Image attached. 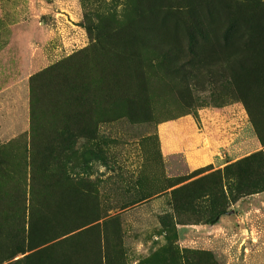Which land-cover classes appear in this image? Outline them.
<instances>
[{
  "label": "rangeland",
  "instance_id": "374dc122",
  "mask_svg": "<svg viewBox=\"0 0 264 264\" xmlns=\"http://www.w3.org/2000/svg\"><path fill=\"white\" fill-rule=\"evenodd\" d=\"M259 151L264 0H0V264H264Z\"/></svg>",
  "mask_w": 264,
  "mask_h": 264
},
{
  "label": "crops",
  "instance_id": "0c3cea01",
  "mask_svg": "<svg viewBox=\"0 0 264 264\" xmlns=\"http://www.w3.org/2000/svg\"><path fill=\"white\" fill-rule=\"evenodd\" d=\"M20 126V122L17 124ZM21 125L24 126L21 122ZM158 140L164 159L181 157L188 170L197 171L210 167L223 169L235 161L230 154H225L220 139L201 128L192 116H182L164 121L158 126Z\"/></svg>",
  "mask_w": 264,
  "mask_h": 264
},
{
  "label": "trees",
  "instance_id": "16d2710c",
  "mask_svg": "<svg viewBox=\"0 0 264 264\" xmlns=\"http://www.w3.org/2000/svg\"><path fill=\"white\" fill-rule=\"evenodd\" d=\"M254 157H259V158H263L264 159V153L262 152V151H259V152H257V153H254V154H252V155H250V156H248V157H246V158H244L243 160L244 161H248V160H250V159H252V158H254ZM242 161V160H241ZM240 162V161H239ZM239 162H236V164L237 163H239ZM230 165H227L225 168H228ZM264 189H262V190H260V191H257L256 193H259V192H261V191H263ZM243 195H249V193H247V194H243Z\"/></svg>",
  "mask_w": 264,
  "mask_h": 264
}]
</instances>
